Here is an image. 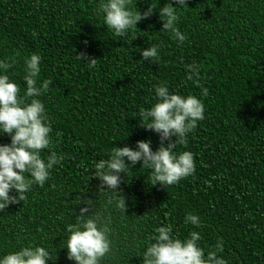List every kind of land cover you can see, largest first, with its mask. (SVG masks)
I'll use <instances>...</instances> for the list:
<instances>
[{"label": "trees", "instance_id": "obj_1", "mask_svg": "<svg viewBox=\"0 0 264 264\" xmlns=\"http://www.w3.org/2000/svg\"><path fill=\"white\" fill-rule=\"evenodd\" d=\"M98 3L0 0V58L16 55L9 72L24 89L23 58L41 56L38 81L52 83L40 99L52 144L65 157L44 186L34 184L23 201L0 210V255L36 243L51 250L48 264H75L62 247L83 195L111 218L112 251L102 264H142L148 237L168 223L181 238L200 232L205 255L222 238L218 255L228 264H264V0H187L178 24L188 37L183 45L160 31L158 11L130 35L114 36L96 14ZM137 7L144 11L147 3L137 0ZM150 44L159 46V63L142 59L140 49ZM80 52L97 58L95 67ZM192 61L209 88L205 118L175 151L194 154L195 173L166 188L152 185L150 170L138 161L121 173L125 214L114 203L105 208L93 161L141 139H150L154 151L159 147V135L139 124V108L151 106L157 82L199 96L186 79L185 64ZM0 143H10V136L0 135ZM187 212L198 214L202 227L185 225Z\"/></svg>", "mask_w": 264, "mask_h": 264}, {"label": "clouds", "instance_id": "obj_2", "mask_svg": "<svg viewBox=\"0 0 264 264\" xmlns=\"http://www.w3.org/2000/svg\"><path fill=\"white\" fill-rule=\"evenodd\" d=\"M147 8L141 11L137 0H99L96 14L101 15L104 25L117 37H126L137 28L138 22L150 18L157 11L162 20L160 31L168 33L178 45L188 40L186 33L178 27L181 11L188 6L187 0H145ZM35 35V33H34ZM143 60L159 63V46L150 44L140 49ZM89 68L95 67L97 58L86 52L77 54ZM41 56L33 52L23 58L24 89L12 79L9 72L17 63L16 55L0 58V135L8 134L10 143H0V210L23 201L32 186H44L51 170L64 160L52 144V126L45 104L40 97L45 94L52 81H38ZM186 79L200 89L199 96L170 91L166 83L154 84L153 103L139 108V124L159 135L160 145L154 151L150 139H141L136 146L125 145L111 148L107 159L93 161L94 175L100 179L99 193L107 196L104 205H113L125 214L127 207L120 184L121 173L141 162V168L151 172L152 185L168 186L179 183L182 178L193 175L196 170L194 154L190 150L175 151L177 145L187 144V134L205 118L203 98L209 95V88L202 82L200 65L192 61L185 64ZM59 135V133H57ZM175 137V139H173ZM167 142V143H165ZM50 152L42 155V152ZM127 158V162L125 160ZM13 191L15 194H12ZM88 191L87 186L81 193ZM110 193V195H109ZM78 196L83 203L75 212V222L68 223L64 231V246L69 260L75 264H102L112 251L110 240V217L95 209L93 199ZM184 224L202 227L198 214L187 212ZM201 233L195 230L181 238L174 234L173 225L156 226L148 237L142 253V264H228L218 253L224 251V241L218 238L213 249L205 255L199 245ZM51 250L42 244L29 243L19 249L0 255V264H48Z\"/></svg>", "mask_w": 264, "mask_h": 264}]
</instances>
